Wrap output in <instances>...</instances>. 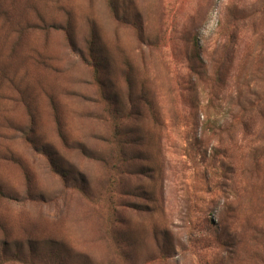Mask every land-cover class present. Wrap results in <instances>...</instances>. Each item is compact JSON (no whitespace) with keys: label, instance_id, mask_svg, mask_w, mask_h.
I'll return each instance as SVG.
<instances>
[{"label":"rangeland","instance_id":"374dc122","mask_svg":"<svg viewBox=\"0 0 264 264\" xmlns=\"http://www.w3.org/2000/svg\"><path fill=\"white\" fill-rule=\"evenodd\" d=\"M117 2L0 0V264H264V0Z\"/></svg>","mask_w":264,"mask_h":264},{"label":"trees","instance_id":"16d2710c","mask_svg":"<svg viewBox=\"0 0 264 264\" xmlns=\"http://www.w3.org/2000/svg\"><path fill=\"white\" fill-rule=\"evenodd\" d=\"M108 4H109V7H110L112 13L114 14V16L117 18L121 17L120 16V10H119L120 8H119L117 0H108ZM68 40L70 41V43H73V38L70 34H68ZM94 57H95V55H94ZM83 59L86 61V63H88L94 67V70L96 73L98 72V68L96 67V63H92L91 60H87L85 58H83ZM10 260L11 261H20V262L25 263V264H53L52 262L45 260V259H42V258L40 260H34L33 258L29 259V258L19 257L17 255L8 257L7 260L2 261L1 264H4L6 261H10Z\"/></svg>","mask_w":264,"mask_h":264}]
</instances>
